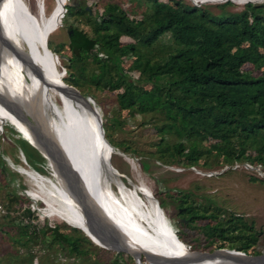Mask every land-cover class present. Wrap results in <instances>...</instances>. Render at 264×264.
Segmentation results:
<instances>
[{
  "label": "trees",
  "instance_id": "1",
  "mask_svg": "<svg viewBox=\"0 0 264 264\" xmlns=\"http://www.w3.org/2000/svg\"><path fill=\"white\" fill-rule=\"evenodd\" d=\"M103 1L102 7L99 0L92 5L67 0L62 24L48 39V47L63 59L62 79L92 99V89L115 92L120 111L127 110L129 119L140 115L142 124L159 135L158 158L165 164L205 169L244 164L264 173V1L231 11L234 3L228 0L217 13L184 0ZM63 27L67 40L56 47L53 36H61ZM116 123L122 122L113 117L108 126L103 123L105 137L123 154L134 151L113 138L110 129ZM142 168L148 171V163ZM181 195L178 206L184 211L179 214L188 226H199L206 242L193 246L175 230L188 249L261 253L256 247L264 230L253 222L207 196L197 202L192 191ZM164 202L159 200L162 207ZM0 203L5 210L0 237L7 234V222L19 229L17 236L10 233L16 243L41 234L46 246L67 250L73 264H134L123 251L101 249L110 258H95L93 243L77 227H39L27 200L7 195Z\"/></svg>",
  "mask_w": 264,
  "mask_h": 264
},
{
  "label": "bare ground",
  "instance_id": "2",
  "mask_svg": "<svg viewBox=\"0 0 264 264\" xmlns=\"http://www.w3.org/2000/svg\"><path fill=\"white\" fill-rule=\"evenodd\" d=\"M216 1L219 0L203 2ZM35 3L39 15L31 11L25 0L1 1L0 15L10 45L0 70V93H16L39 121L47 138L68 157L61 174L63 188L32 168L27 171L42 195L40 198L54 212L52 216L76 224L96 239L103 234L145 253L148 264L250 262L242 253L220 251L207 255L191 251L176 234L153 188L141 179L131 186L122 179L91 102L57 73L59 57L48 47L50 35L62 24L67 0H56L49 14L45 0ZM3 110L0 105V116ZM122 156L134 171H139L131 157ZM74 176L75 183L71 181Z\"/></svg>",
  "mask_w": 264,
  "mask_h": 264
},
{
  "label": "rangeland",
  "instance_id": "3",
  "mask_svg": "<svg viewBox=\"0 0 264 264\" xmlns=\"http://www.w3.org/2000/svg\"><path fill=\"white\" fill-rule=\"evenodd\" d=\"M45 1L48 6L46 14H49L55 5V0ZM80 1L86 5H92L95 0ZM99 1L100 5L103 7L105 1ZM114 1L121 3L124 0ZM184 1L191 5L200 3L198 5L208 7L217 13L220 11L219 5L228 0H219L214 3H204V0ZM232 1L234 3L233 6L228 8L231 11L242 9L246 3H240L237 0ZM252 1L256 2L257 0ZM25 2L28 3L29 7L31 6L30 9L34 14L39 15L40 10L35 0H25ZM69 2L70 0H68V3ZM69 21L81 28L89 29L83 23ZM65 39L67 40V31L65 27H63L61 36L59 34L53 36V44L58 47V43ZM41 48L45 50V47L42 45ZM56 64L57 71L60 69V76L63 77L66 74L65 70L61 69V66L64 65L63 59L60 57V60L56 61ZM126 65L128 66L129 62L126 63ZM92 92H94L95 96L91 99L93 102L89 101L91 104H95L98 107L102 115L103 123L108 126L109 120H112L113 117H117L122 122L120 124L116 123V125L112 126L110 129L115 141H124L134 150H129L130 153L126 154L121 153L118 149L115 151L110 150L113 164L119 169L121 175L125 176L122 177V179L125 180L129 186L133 185L134 182L139 183L138 181L141 179L153 188L152 190L157 199L159 198L158 200L165 201L164 206L161 207L166 211L175 230L182 233L186 242L193 246L206 243L204 237L201 236L202 234L200 233L199 226H188L189 220L179 214V212L184 211L178 206L179 202H181V194L187 191H192L194 193L192 199L197 202L204 201L203 197L207 196L215 201V204L223 210L241 215L248 221L253 222L256 229L264 230L263 172H260L257 168L247 167L244 164L223 167L216 166L212 169L178 164H165L158 158L159 135L149 128L150 125L142 124L140 115L135 119H129V112L127 110L120 111L117 107L115 92L94 89H92ZM5 96L11 102V109L4 107L3 115L0 116V124L4 123V134L0 136V149L3 154L2 157L0 156V200L6 201L7 195L15 196L18 200H27L25 206H29L30 210L35 214L37 217L35 222H37L39 227H43V225L47 223L48 226L58 225L66 230V224L69 222L59 219L57 216H52L54 212H52V209L40 198L42 195L31 178L28 177L27 171L29 168H32L44 175L48 180L54 181L58 188H63L61 180H64L61 174L62 171H65L64 163H67L68 157L63 150L47 138L39 121L16 93H5ZM57 100L58 103H61L60 99ZM96 115L98 116L97 113ZM4 118L7 119L5 122H3ZM98 118L100 120L99 116ZM13 129H16L18 132L14 133ZM22 139L28 142L31 140L35 147ZM35 149H40L49 159V163L46 158H44L45 160L40 158L37 154L38 151L36 152ZM121 154L131 157L136 162L139 171H134L130 163L126 161ZM4 156L11 157L16 165L20 164L17 168L18 172L10 167L8 162L4 160ZM24 159L29 164V167L25 164ZM144 161L149 165L148 171H144L142 168V163ZM252 177H257L259 180H253ZM71 181L75 183L77 181L76 177L74 176ZM25 189H29V196L34 199V201L25 195ZM43 215L45 218H43ZM4 221L5 219L0 217V223ZM203 222L202 220L199 223ZM182 223H185V225ZM6 224L7 234L0 237V264H73L70 262L71 258L68 257L69 253L67 250H64L58 245L54 248L46 246L42 240L41 234L38 235V238L30 242L28 241L23 245L16 243L10 238V233L12 232L14 236H17L19 232L18 227L15 228L7 222ZM72 225L77 226L76 224ZM48 237H50V235H48ZM256 248L260 251L264 249V238H262ZM91 249L95 258L102 256L104 259L110 258L111 256L110 254L101 252V249L104 248L94 243ZM60 256L63 258L67 257L68 259H61ZM81 262L84 263V261ZM141 262H143L142 264H148V260L145 259L143 253ZM134 264H137L136 261H134Z\"/></svg>",
  "mask_w": 264,
  "mask_h": 264
},
{
  "label": "water",
  "instance_id": "4",
  "mask_svg": "<svg viewBox=\"0 0 264 264\" xmlns=\"http://www.w3.org/2000/svg\"><path fill=\"white\" fill-rule=\"evenodd\" d=\"M1 1L0 0V4H1ZM232 1V0H231ZM252 1V0H250ZM249 2V1H248ZM195 5H198V4H195ZM1 14V12H0ZM10 45V39L8 37V35L5 33L4 31V24L2 22V18H1V15H0V70H1V67H2V63L4 62L5 58H4V53L5 51L7 50V47ZM71 88H73L74 90L77 91V93L81 96V97H84L86 100H90L92 101L90 97L82 94L76 87H74L73 85H70ZM93 102V101H92ZM0 105H3L4 107H7V109H11V102L9 101V99L3 95L2 93H0ZM92 107L94 109V111L98 114V116L100 117V123H101V126L103 124V119H102V115L100 114V111L98 109V107L95 105V104H92ZM35 121V119H34ZM102 136L104 137V134H105V130H104V127H102ZM4 134V123H1L0 124V136H2ZM106 142H107V145L110 147L111 151H115V147L108 141L107 138H105ZM29 143L35 147L34 144H32V141L29 140ZM1 148V147H0ZM53 152H54V149L52 148ZM38 151L42 154V156L44 158H46L47 162L49 163V159L47 158V156L40 150L38 149ZM1 152V149H0V156L2 157L3 154ZM56 155V154H55ZM54 155V156H55ZM111 155V153H110ZM4 160H6L8 162V164L10 165L11 168H13L14 170L17 171V168L20 164L16 165L15 164V161L11 159V157L7 156L5 157L4 156ZM25 162V161H24ZM25 164L29 167V165L25 162ZM112 167V166H111ZM112 169L114 170V168L112 167ZM18 172V171H17ZM115 172V171H114ZM117 173V171H116ZM122 177H125L124 175H122ZM30 189V187H29ZM29 189H25V195L27 197H29L32 201H34V199H32L30 196H29ZM36 201V200H35ZM42 202V201H41ZM43 203V202H42ZM94 207V206H93ZM95 210H98L97 208L94 207ZM103 221V220H102ZM106 223V222H105ZM69 224V223H67ZM73 227H77L75 225H72V224H69ZM78 228V227H77ZM82 231V233L92 242L94 243L95 245L101 247V248H104V249H108V250H112V251H115V252H126V253H129L130 255L133 256L134 260L136 261L137 264H142L143 262H141V257H142V254L140 252H138V250H135V249H132L131 247H126L125 245H123V243H121L120 241H118L117 239H114V238H111L109 236H106V235H103V234H99L100 238L97 237V239L92 236L91 234H89L88 232H85L84 230L80 229ZM223 252V251H227V252H234V253H242L245 257L251 259L250 262L248 261L247 264H264V249L261 251L260 254H257V255H250V254H246L242 251H238V250H234V249H227V248H219V249H215L214 251L212 252H203L207 255H213L217 252ZM194 252H197V251H194ZM199 253H202L201 251H199ZM143 256L145 257L146 260H149L148 256L143 253ZM157 263H160L159 261ZM178 262H176L175 264H177Z\"/></svg>",
  "mask_w": 264,
  "mask_h": 264
},
{
  "label": "built area",
  "instance_id": "5",
  "mask_svg": "<svg viewBox=\"0 0 264 264\" xmlns=\"http://www.w3.org/2000/svg\"><path fill=\"white\" fill-rule=\"evenodd\" d=\"M258 1H264V0H258ZM67 9H65V11H66ZM24 161L27 163V161L24 159ZM28 164V163H27ZM29 165V164H28ZM0 212L1 213H4L5 212V210H4V208H3V206H2V204L0 203ZM43 218H45V216L43 215ZM37 223V222H36ZM50 226H52V225H50ZM53 226H55V225H53Z\"/></svg>",
  "mask_w": 264,
  "mask_h": 264
},
{
  "label": "flooded vegetation",
  "instance_id": "6",
  "mask_svg": "<svg viewBox=\"0 0 264 264\" xmlns=\"http://www.w3.org/2000/svg\"><path fill=\"white\" fill-rule=\"evenodd\" d=\"M180 209L182 210V209H184V208H180ZM184 220H186V219H184Z\"/></svg>",
  "mask_w": 264,
  "mask_h": 264
}]
</instances>
